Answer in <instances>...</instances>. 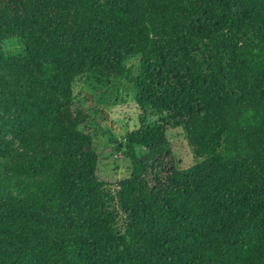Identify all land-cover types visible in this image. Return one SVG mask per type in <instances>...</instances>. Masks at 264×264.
<instances>
[{
  "label": "trees",
  "instance_id": "trees-1",
  "mask_svg": "<svg viewBox=\"0 0 264 264\" xmlns=\"http://www.w3.org/2000/svg\"><path fill=\"white\" fill-rule=\"evenodd\" d=\"M130 56L164 115L123 136L116 230L70 79ZM176 126L197 160L147 186ZM0 264H264V0H0Z\"/></svg>",
  "mask_w": 264,
  "mask_h": 264
},
{
  "label": "rangeland",
  "instance_id": "rangeland-1",
  "mask_svg": "<svg viewBox=\"0 0 264 264\" xmlns=\"http://www.w3.org/2000/svg\"><path fill=\"white\" fill-rule=\"evenodd\" d=\"M11 53L19 52L13 40L3 43ZM137 56L126 57L122 61L119 76L115 77L110 64L105 66L104 78L78 75L70 79V104L74 120L81 118L77 126L88 132L91 146L96 155L95 176L103 182L100 199L114 215V228L120 230L125 214L117 206L113 193L118 179L128 174L129 160L124 153V134L138 126H148L157 122L163 113L149 106H138L133 98V81L137 71ZM164 135L168 143V153L159 161H149L141 172L142 180L152 186L160 179L162 170L169 166L185 167L197 158L191 150L184 128L167 127ZM137 154L143 148H135Z\"/></svg>",
  "mask_w": 264,
  "mask_h": 264
}]
</instances>
